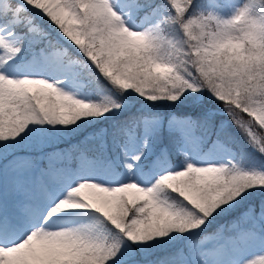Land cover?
Segmentation results:
<instances>
[{
  "label": "snow or ice",
  "instance_id": "1",
  "mask_svg": "<svg viewBox=\"0 0 264 264\" xmlns=\"http://www.w3.org/2000/svg\"><path fill=\"white\" fill-rule=\"evenodd\" d=\"M0 264H264V0H0Z\"/></svg>",
  "mask_w": 264,
  "mask_h": 264
}]
</instances>
